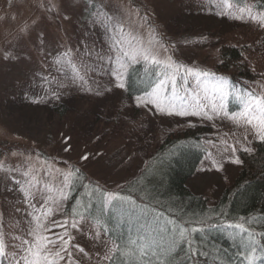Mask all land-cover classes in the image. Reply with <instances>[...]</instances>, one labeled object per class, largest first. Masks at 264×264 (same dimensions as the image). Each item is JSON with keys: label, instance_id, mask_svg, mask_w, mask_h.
<instances>
[{"label": "rangeland", "instance_id": "rangeland-1", "mask_svg": "<svg viewBox=\"0 0 264 264\" xmlns=\"http://www.w3.org/2000/svg\"><path fill=\"white\" fill-rule=\"evenodd\" d=\"M224 42L243 47L244 87L215 71ZM139 61L162 77L129 95ZM197 123L213 131L188 185L213 204L264 133L256 0H0V264H105L113 240L65 212L73 163L109 202L164 135Z\"/></svg>", "mask_w": 264, "mask_h": 264}, {"label": "trees", "instance_id": "trees-1", "mask_svg": "<svg viewBox=\"0 0 264 264\" xmlns=\"http://www.w3.org/2000/svg\"><path fill=\"white\" fill-rule=\"evenodd\" d=\"M256 6L264 9V0H256ZM215 71L234 86L255 78L238 44H220ZM161 77L157 64H132L127 94L146 93ZM234 98L231 94L230 108L241 105ZM212 131L207 123L170 130L142 171L109 202L105 187L73 163L65 212L96 222L113 240L105 264H264V133L254 139L252 150L241 151L239 173L211 204L188 180L206 155L204 137Z\"/></svg>", "mask_w": 264, "mask_h": 264}]
</instances>
